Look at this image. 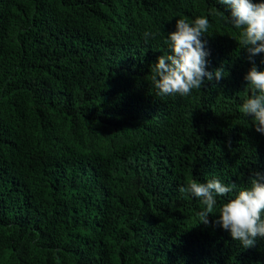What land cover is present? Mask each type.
<instances>
[{"label": "trees", "instance_id": "obj_1", "mask_svg": "<svg viewBox=\"0 0 264 264\" xmlns=\"http://www.w3.org/2000/svg\"><path fill=\"white\" fill-rule=\"evenodd\" d=\"M143 1L0 0V264H264V238L197 224L180 191L264 171L238 30L218 0H163L158 17ZM210 11L224 77L157 95L175 20Z\"/></svg>", "mask_w": 264, "mask_h": 264}, {"label": "clouds", "instance_id": "obj_2", "mask_svg": "<svg viewBox=\"0 0 264 264\" xmlns=\"http://www.w3.org/2000/svg\"><path fill=\"white\" fill-rule=\"evenodd\" d=\"M218 3L228 13V22L238 30L235 37L250 62L243 79L252 91L244 99L242 111L252 118L256 131L264 134V0H218ZM142 5L155 9L158 17L163 0H144ZM213 14L210 11L208 15L175 20L174 29L165 37L168 51L151 65V81L157 95L187 96L206 81L224 77L223 65L208 68L211 52L203 37ZM154 35L143 33L145 40ZM180 191L189 193L201 205L195 213L197 224L219 226L243 248L256 244L257 238H264V171L252 170L249 183L238 189L234 183H225L213 174L204 181L192 179ZM209 214H213L212 220Z\"/></svg>", "mask_w": 264, "mask_h": 264}]
</instances>
